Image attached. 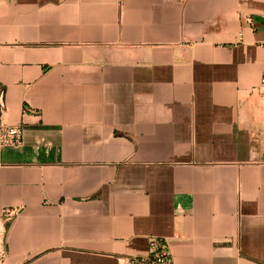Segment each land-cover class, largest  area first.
<instances>
[{
  "label": "crops",
  "instance_id": "0c3cea01",
  "mask_svg": "<svg viewBox=\"0 0 264 264\" xmlns=\"http://www.w3.org/2000/svg\"><path fill=\"white\" fill-rule=\"evenodd\" d=\"M263 70L264 0H0V264H264Z\"/></svg>",
  "mask_w": 264,
  "mask_h": 264
},
{
  "label": "built area",
  "instance_id": "2783aa9c",
  "mask_svg": "<svg viewBox=\"0 0 264 264\" xmlns=\"http://www.w3.org/2000/svg\"><path fill=\"white\" fill-rule=\"evenodd\" d=\"M260 89L264 94V70L261 78ZM30 110H24V115ZM1 114V107H0ZM24 125L16 127L6 125L0 120V148L21 147L24 145ZM17 210H6L3 215V222L11 223L18 216ZM6 253L3 247H0V258L3 259ZM125 264H175L171 253L170 244L162 238L153 237L149 240V253L147 256L127 257Z\"/></svg>",
  "mask_w": 264,
  "mask_h": 264
}]
</instances>
